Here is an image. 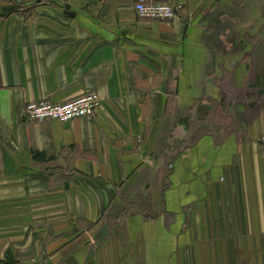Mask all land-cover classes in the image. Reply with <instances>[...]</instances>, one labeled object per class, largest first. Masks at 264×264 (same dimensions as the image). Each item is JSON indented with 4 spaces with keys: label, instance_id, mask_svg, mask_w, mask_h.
I'll use <instances>...</instances> for the list:
<instances>
[{
    "label": "crops",
    "instance_id": "0c3cea01",
    "mask_svg": "<svg viewBox=\"0 0 264 264\" xmlns=\"http://www.w3.org/2000/svg\"><path fill=\"white\" fill-rule=\"evenodd\" d=\"M139 1L0 0V264H264V0Z\"/></svg>",
    "mask_w": 264,
    "mask_h": 264
},
{
    "label": "built area",
    "instance_id": "2783aa9c",
    "mask_svg": "<svg viewBox=\"0 0 264 264\" xmlns=\"http://www.w3.org/2000/svg\"><path fill=\"white\" fill-rule=\"evenodd\" d=\"M183 9V5L173 2H157L154 0H140L135 6V12L139 18L173 21ZM101 105L100 96L91 91L77 98L64 102L32 101L26 106V117L32 122L46 120H58L69 122L84 116H93ZM264 148V136L259 140Z\"/></svg>",
    "mask_w": 264,
    "mask_h": 264
},
{
    "label": "water",
    "instance_id": "95a60500",
    "mask_svg": "<svg viewBox=\"0 0 264 264\" xmlns=\"http://www.w3.org/2000/svg\"><path fill=\"white\" fill-rule=\"evenodd\" d=\"M67 9L68 11L66 12L68 15H71L72 17L75 16V13L71 12L69 9H70V6H67Z\"/></svg>",
    "mask_w": 264,
    "mask_h": 264
}]
</instances>
